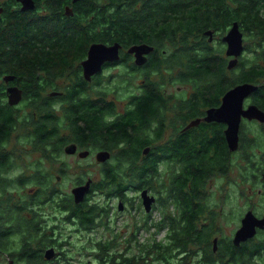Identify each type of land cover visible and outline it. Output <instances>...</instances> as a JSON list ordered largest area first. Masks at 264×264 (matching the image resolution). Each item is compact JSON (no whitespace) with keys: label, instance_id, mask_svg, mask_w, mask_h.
<instances>
[{"label":"trees","instance_id":"trees-1","mask_svg":"<svg viewBox=\"0 0 264 264\" xmlns=\"http://www.w3.org/2000/svg\"><path fill=\"white\" fill-rule=\"evenodd\" d=\"M34 1L38 6L54 12L55 3L50 0ZM59 1L61 17H55V13L51 17L46 15L36 17L26 14L20 18H13L9 30L0 33V54L4 52L0 59L4 61L3 64L7 66L9 72L16 75L18 79H23L22 82L28 83L25 94L58 91L55 83H46L40 88L41 84L35 80L36 77L39 78V74L45 73L46 77H54L58 74L67 83L61 89L65 97L62 102H58L59 105L56 103L52 105L47 100L26 99L29 103L28 105L26 102V110L29 113L35 112L37 121H33L31 114L19 120L15 110L8 109L0 113V175L7 176L16 166L17 154L4 151L6 143L13 134L23 131L15 138L27 140L30 152L39 153L41 158L48 161L56 159L64 153L63 147L68 141L58 137L61 129L64 130L63 128L68 129L72 141H76L82 148L91 147V153L108 149L115 150L114 157L117 161L114 163L116 164L114 167L109 166L107 170H101V172L110 174L109 176H116V170L119 172L134 170L138 173L141 186L147 183L145 178L147 174L156 175L157 151L151 150L143 158L142 165L128 164V162H132L130 160L138 161L142 156L143 149L147 146L150 147L155 141L151 137L150 127L154 121L158 120L157 114L163 108L159 105L161 103L159 93L154 88L156 83L148 84L141 92V96L133 100L132 111L125 112L124 115L107 124V118L115 115L112 104L104 102V94L99 95L96 100L90 101L88 97L90 83L81 75V62L86 59L92 44L109 46L117 42L125 46L123 48L138 43L152 46L153 51L147 55L145 64L141 66H130L129 58L123 56L120 63H124L125 69L129 70V78L125 79L126 75L124 74L120 81L112 82L114 87H117L119 83L126 84V88L131 87L135 80L140 83V78L148 82L150 76H177L182 81L190 80L197 86L196 92L201 94L203 106L216 105L217 99L219 100L225 91H230L237 85L251 83L258 86L252 99L259 108H264V0H80L77 4H72L71 0ZM231 3H235L236 10L233 11ZM65 6L72 8V16L65 14ZM46 12L49 13V11ZM233 21L240 22L245 27L244 30L249 31L253 40L258 44L253 50L254 55H252L251 62L248 63L243 59L237 65V71H231L228 74L224 61L212 60L211 55L207 52L194 50H196V46L205 43L203 33L208 30L219 34L224 33ZM248 44L249 47L252 45ZM163 46L165 52H162ZM166 46L168 50L165 48ZM249 47L246 46V51H249ZM133 67L140 69L141 73L133 72ZM96 75L97 80L94 87L103 83L104 74L100 76L97 73ZM104 80L106 81V79ZM106 83L110 82L106 81ZM194 103L197 104L198 100H194ZM51 108L61 113L62 116L60 118L56 116ZM124 108L129 109L130 107L125 106ZM163 131L164 129H158L152 134L155 133L154 136L161 138ZM184 141L186 144H174L173 148L166 146L159 151L160 157H170L171 155L186 163L184 152L188 149L192 151L193 145L190 146L186 139ZM221 144L222 147H218L216 153L220 159H223L226 149L224 143ZM261 144L260 136L257 139H246L241 134L240 157L248 160L250 150L260 148ZM214 145V143L207 144L205 150L199 151L194 156L196 159L208 157L209 151ZM244 164L248 166L249 162H244ZM122 165H126L125 168ZM181 167L178 169L180 176H175L176 178L173 180L177 195L168 197L165 195L167 191L161 192L163 187L158 188L159 193H163L165 197L159 196L157 199L160 209L157 206L154 207L163 215V221L158 224V227H162L161 232H164L166 244L160 245L156 242L154 246L149 245L148 248L141 246L143 249L136 246L137 254H132L134 255L132 257L126 255L122 261L116 254L117 250L114 246L115 241L119 238L93 240L96 250L94 260L97 264H166L167 256L174 250L172 245L185 249V238L193 235L189 231L193 228L191 222L200 210L194 212V209L190 211L185 208V205L192 204V199L189 198L190 200L187 202L183 198L182 190L188 180H193L192 186L196 190L204 176H186L184 172H181ZM199 168L206 171L209 169V165L202 164ZM204 170L203 172H205ZM255 171L260 173V168ZM168 172L170 173V170ZM32 173L33 176L40 175L36 179L38 189L34 192L32 202H41L46 197L54 198L53 190H51L54 188L47 178L52 176L53 172L44 174L37 169ZM241 176H244L248 183L252 182L247 178L249 173L246 170L244 174L241 172ZM113 179L114 182L117 181L116 177ZM1 180L5 179L0 176V191L4 189L3 183H5ZM8 185L20 190L25 187V182L16 178ZM164 187L167 188L168 185ZM49 190L51 194L46 196V192ZM118 197L123 201L128 199V196ZM172 199L181 209H177V215L170 224L167 210L172 205ZM65 202L64 208L71 207L68 201ZM73 212L79 226L91 233L98 227V219L102 218V223L104 219L109 218L111 209L99 208L96 203L90 205L88 209L78 207ZM166 222L169 225H166ZM102 225L108 228L105 223ZM170 230L171 236L168 238ZM13 231L17 232L14 237L11 232L0 233L1 241L4 240L2 237L12 238L10 245L0 243V250L8 252L9 258L14 263L50 264L30 249L27 243V238H30L28 228L22 226L19 231L14 228ZM25 235L27 237H24ZM168 239H172V243ZM12 246L15 247V252L12 250Z\"/></svg>","mask_w":264,"mask_h":264},{"label":"flooded vegetation","instance_id":"flooded-vegetation-1","mask_svg":"<svg viewBox=\"0 0 264 264\" xmlns=\"http://www.w3.org/2000/svg\"><path fill=\"white\" fill-rule=\"evenodd\" d=\"M22 1L27 0H0V33H4L9 30L13 18H20L26 14L32 16L34 15L36 17H42L44 15H46L47 17H51L52 14L55 13V17H61L59 0H50V2L55 3L54 12L48 8H43L40 5L38 6L34 0H28L32 2V7L23 11V5L21 3ZM79 1L80 0L73 2V0H71V3L77 4ZM231 6L233 11L236 10L235 3H231ZM46 11H49V13H47ZM64 12L67 16L73 15L72 8L70 6H65ZM234 22L238 24L239 31L242 34L243 50L241 54L236 58L237 63L233 68L237 67V65L243 59L247 60L245 54V36L247 39H252V53H254L253 50L257 47L258 43L257 41L253 40L251 33L249 31L246 32L244 30L245 27H243V25H241L240 22L237 21L231 22V25L225 30L224 33L219 34L213 30L207 31L210 32V35H207V32L203 33L202 36L203 38L205 37V39L203 40L205 43L196 46V50L194 51L207 52V54L211 55L210 58L212 60L217 59L219 61H224L226 64V69L228 71L232 70L233 68H228V63L231 60H234L235 57L226 56L227 44L223 42V38L227 35L232 26V23ZM140 45L146 44H131L127 45L126 48H123L125 46L119 45V59L114 62H103L101 64L98 74L100 76L104 74L103 78L106 79L107 82H110L106 83V81L102 78L103 82L106 83V92L103 93L104 102L112 104L115 112L114 116H110L107 118L106 123L108 124L112 122L115 118L124 115L125 112L132 111L133 100L141 96V92L148 84L156 83V86L154 88L159 93V97L161 100V103L159 105L163 108L157 114L158 120L154 121V124L152 126L150 125L151 137L154 138L155 141H153L150 147L147 146L143 149L142 156L138 161L130 160L132 162H128V164L142 165L143 158H145V156L150 153L151 150L157 151L158 154L155 165L157 166V168L159 167V169L164 170L163 173L158 174L157 172L156 175L147 174L145 177L147 179V183L143 184L144 186L140 185L138 173H136L134 170L130 172H124L122 170L121 172H119L116 170L117 172H119L115 173L116 176H109L110 174H105L104 172H101V170H107L109 166H112V164L117 161L114 157L115 150L108 149L106 151H94L91 153V147L88 146L87 149L82 148L76 141H72L71 135H69V132L67 131L68 129L63 128L64 130L61 129L58 136L59 138L66 139L68 141V143H66V145L63 147V150L74 145L77 151L72 156H78L79 152H81L82 150H87V159L90 160L92 158V160L94 159L96 161V164H93L91 162L89 165L97 166L99 172L95 176H91L93 177V179L87 177V180L84 183L79 181L81 183L74 187L76 188L79 186H83L86 182L89 181L88 193L84 196L83 200L80 203L76 204L71 195L62 194L59 188L54 185V187L58 190H53V192L59 194L58 197L60 198V200L64 199L63 201H61V203H59V200H55L54 198L49 199V197L42 199L41 202L39 201L38 203H33L32 201L34 199L33 196L35 195V190H30L28 191V193H25L24 188L20 190L11 188L8 185V179L10 178L11 173H9L7 176L1 174L0 176L5 179V183H3L4 189L0 191V233L6 234L7 232H11L13 234L12 237H14L17 232H14L13 228L19 231L22 226H25L26 228H28V236H30V238H27V243L29 244L30 249L32 251H35L39 257H43V260L45 262H49L50 264H60V262L57 261L60 258L59 251H61L60 247H62V244H64L66 240L62 239L60 233L58 234V229L55 227L59 220L58 217L64 215L62 218L63 222L65 221L69 224H77L79 226V222L76 219L77 217L73 214V211H75V209H78V207L81 209H88L90 205L96 204L95 202H92L95 196H104L106 197V199L103 200V203H106L104 209H111V211L113 212L115 211V209L117 211L121 209V214L125 213V216L123 218L127 217L129 222H131L130 232L125 238H121L120 235L115 236V238H119V240H116L118 241V246L115 247V250H117L116 254L118 255L119 259L123 261L126 255H130V257L134 256L129 253L131 247H133L134 245L140 247L138 241L136 242L135 239V231L138 227L137 224L140 223V220H137V216L133 217L131 215H128L126 213L127 209L124 206L128 205V203L131 204L136 201V207H138L136 208L137 213H143L144 217L150 219L149 213L150 211L155 209V202L154 204L151 203L148 206L149 212H146L142 197H153L155 199L154 196L156 194L151 195V191H155L152 188V185H155L157 188L163 187L161 192H163L164 188H166L164 186L168 185L165 195L168 197L173 195L176 196V187L174 186L173 180L174 178H176L175 176H180V172L178 169L182 166L181 172H184L186 176H204L196 190H194L192 186L193 180L186 181V185L182 190L183 198L186 199L187 202L192 199V204L185 205V208L187 210L189 209L190 211L191 209H194V212L195 210L200 211L199 214L191 222L193 228H191L189 231H191V234L193 235L187 236L185 238V249L176 248L174 247V245H172L171 247H173L174 250L167 256L166 264H264V222H262L259 227L255 226L254 234L249 239L240 242L238 245H235L233 242L235 233L241 227L242 219L247 212L250 211L258 220L264 219V122L259 123L256 120L247 121L245 119H242L238 133V148L236 151H230L225 138V130L227 129V126L224 123L217 122L215 120H206V118L209 116V112L211 110L217 109L221 105L222 98L228 91L222 93V95L219 97V100L217 99L216 105L202 106V96L201 94H198L196 92L197 86L193 84L192 81H182V79L180 77L178 78L177 76H150L148 78V82H146L145 79L140 78V83L135 80L134 85L131 87L126 88V84L119 83L117 88H113L114 86L112 82L114 80L120 81L124 74L126 75L125 79L129 78V70L125 69L124 63H120L123 56L129 58L130 66H141L145 64L147 55H149L153 51V48L152 46L146 45L148 47H151L152 51L142 55L138 59L139 62L137 64V57L135 56V53L131 52L130 50L133 47H138ZM109 46H112V44ZM165 48L168 50L167 46ZM169 49H171V47H169ZM165 51L166 50L163 46L162 52ZM1 55H4V52H2L0 56ZM142 58L144 59V61H142ZM3 62L4 61L0 59V113L8 109L12 111L15 110L18 114V119L20 120L22 119L20 117L22 114L21 106H27V98L47 100L50 101L52 105H54V103H56V105H59L60 103L58 102H62V100L64 99L65 94L61 91L63 87L61 86L62 77L60 75L56 74V76L54 77H46L44 76L45 73H43L39 74V78L36 77L35 79L38 83L41 84L40 88H42V85L46 83L57 84V92L25 94V90H27L26 85L28 83L22 82L23 79L20 80L16 75L9 72L7 66L4 65ZM132 70L137 74L141 73V70L137 69L136 67H133ZM81 73L82 78H84L83 70ZM6 76H12L14 77V80L12 82L5 83L3 79ZM96 77L97 75L94 74L89 78V80H86L85 78L84 79L94 87V83L97 80ZM10 87H16L17 89L22 91V100L16 106H10L8 104L7 89ZM252 95L244 99L242 103L244 110L250 105H255L256 107H258L252 99ZM98 96L88 90V97L90 101L96 100ZM196 99L198 100L197 104L194 103V100ZM51 100H53L54 102ZM125 106H128L130 108L125 109ZM258 109H260L264 113V108L261 109L258 107ZM53 112L60 118L61 113L59 114V112L55 110H53ZM30 114L33 117V121L38 120L37 114H35V112L29 113L27 116H29ZM248 126H258L259 130L256 128L257 131L251 132V134L250 131L245 130ZM158 129H164L161 138H157L156 136H154L155 133L152 134L153 132H157ZM61 134L67 135L61 136ZM241 134L246 139H257V137L259 136L262 139L260 148L250 150V152L248 153V160L242 159L240 157L239 145L241 141ZM12 138L13 135L10 137L9 141ZM185 139L189 141L190 146L193 145L192 151L188 149L186 152H184V157H186L187 159L186 163L180 161L179 159L177 160V157H173L171 155L170 157H160V150L166 148V146H170L171 148H173L174 144L185 143ZM222 142L224 143L226 150L223 159H220V156L216 153V149L218 147H222ZM213 143L215 145L211 147L208 157H199L198 159H196V156H194L196 153L205 150L207 144ZM99 152L109 153V157L105 162L97 161V155L99 154ZM238 159L242 161L243 164L244 162H249V165L245 166L244 169L249 173V176H247V178L252 180V182H249L251 184H248L244 176H241L245 184L249 185L248 188H235V184L231 183L230 180H227L226 178L227 175L231 172L237 173L236 162ZM221 163L223 164V166ZM202 164L209 165V169L206 171L203 169L205 171L203 172V170L199 168V166ZM257 164H259L260 166H258ZM258 168H260V173H257L255 171ZM168 170H170V173L168 172ZM177 170L178 172H176ZM15 177L18 178V176ZM60 177L62 178L63 176H56L55 180L59 181ZM113 177L117 178L116 182H114ZM155 179H158L157 182L151 184L150 181ZM1 181L3 182V180ZM223 181L225 182V184H223ZM27 186L28 184L25 183V187ZM18 191H21L20 197H18L15 193ZM161 192L160 195H164L163 193L161 194ZM50 194V190L49 192H46V196H49ZM118 196H128V199L123 201L120 200ZM11 197L13 202L10 201ZM110 197H114V200L110 201ZM195 197L197 198L194 199ZM65 201H68V203L71 204V207L64 208L63 205L66 204ZM114 201H116V204H113ZM171 204L172 205L169 207L170 211L168 212L170 224L177 215V209H181L177 205V203H175L174 199L171 200ZM238 207L239 211L237 214H235L234 210ZM57 213L61 214L57 215ZM109 216L112 215L109 214ZM159 216H161V214ZM223 222H231L233 224L231 230L227 232L228 234L223 232V228L220 225ZM168 236V238H170L171 230L169 231ZM24 237L27 236L25 235ZM2 238H4V240H0V243L10 245L12 238ZM168 241L172 243V239H168ZM208 246L210 248H207ZM48 250L52 251L50 253V256L52 257L49 260L45 258V253ZM8 254L9 253L5 251L2 252V250H0V256L4 257V259L7 260L6 264H17L9 258ZM146 261H148V259H146ZM150 263H152V261H150Z\"/></svg>","mask_w":264,"mask_h":264},{"label":"rangeland","instance_id":"rangeland-1","mask_svg":"<svg viewBox=\"0 0 264 264\" xmlns=\"http://www.w3.org/2000/svg\"><path fill=\"white\" fill-rule=\"evenodd\" d=\"M244 42H245V46H248V47H249L248 43L252 44L251 39L250 38L247 39L246 36H245ZM112 45H120V44L117 42H114ZM250 47H249V51H246L245 53L248 63L251 62V59H252L251 55H254V53L251 52L252 45ZM231 71H237V67L233 68L230 71L226 69V72L228 74H230ZM66 84H67L66 80L62 78L61 86L64 87V85ZM105 84L106 83L103 82L101 84H98L99 86H96L95 88L93 87V85H90L89 91H91L96 96L103 94L106 92ZM117 87H113V88H117ZM21 108H22L21 109L22 114L20 117L23 119L24 116L29 114V111L26 110V106H23V107L21 106ZM60 117H61V114H60ZM256 128L259 130L258 126L256 127L248 126L245 130L250 131L251 133V132H256L257 131ZM22 132L23 131L16 132L15 134H13V138L5 145L4 151L10 154L11 152H15L17 154L16 155V166L10 174L11 176L8 179V183L13 182L16 179L15 176H18V179L24 180V182L28 184L27 187H24L25 193H28V191L30 190L33 191V190L38 189L36 185V179L37 177H40V175L33 176V173H32L34 170H37V169L39 171H42L44 174L53 172L51 173L52 176L47 177L50 180V185L54 188L51 190H58L54 187L55 185L57 188H59L62 194L64 195L68 194L71 196H72L71 191L76 185H78L81 182L84 183L87 180V177L93 179V177L91 176H95L99 172V169L97 166L89 165L91 162L93 164H96V161L94 159L92 160V158L90 160L87 158L80 159L77 155L68 156L63 153L61 156H59L56 159L46 161L44 158L40 157L39 153L30 152V146L27 140L15 138V136L20 135ZM66 135L67 134H61V136H66ZM84 151H87V150H84ZM99 154H103L105 155V157H109V153L107 152H99ZM114 165L115 164L113 163L112 167H114ZM125 166L126 165H122V167L124 168ZM236 167H237V173L236 172L229 173L226 177L227 180L229 179L231 183L235 184V188H248L249 186L248 184H251V183L245 184V182L243 181L241 177V172L242 174H244V171H245L244 169L245 164H243V162L238 159L236 162ZM62 168L64 169L65 172L63 171ZM163 171L164 170L159 169V167L157 168L158 174H162ZM62 175L63 177L62 178L60 177L59 181L55 180L56 176H62ZM157 180L158 179L151 180L150 183L154 184L157 182ZM3 182H5V180H3ZM223 184H225L224 181H223ZM152 188L155 191H151V195L156 194L154 196L155 199L152 197L154 199L152 203L154 204L155 202L154 206L155 207L157 206L160 209V207L157 204V199L159 198V196H163V197L165 196L160 195L159 189L155 185H152ZM164 190L167 191V188H164ZM15 193L17 194L18 197H20L21 191H18ZM58 196L59 194H57L56 192H53L54 199L59 200V203H61V201H63L64 199L60 200ZM110 198H111L110 201L114 200V197H110ZM104 199H106V197L104 196H100V197L95 196L92 202L97 203L99 208H102V207L104 208L106 205L105 203L104 206H102ZM10 201L13 202L12 197ZM113 204H116V201H114ZM124 207L127 209L126 213L128 215H131L133 217L137 216L138 217L137 220L138 219L140 220V223L137 224L138 227L135 231V239H136V242L138 241V244L140 245L141 249H143L144 247L148 248L149 245L154 246L156 242L160 243V245L166 244L164 232H161L162 227H158V224H161V222L163 221V215L161 212H159L156 209L150 211L149 213L150 219H148L143 216V213L141 214L137 213L136 208L138 207H136V201H134L131 204L128 203V205ZM239 207L234 210L235 214L238 213ZM120 210L121 209L117 211L115 209L114 212L113 211H111V213L109 212V214H111L112 216H109L108 218L109 220L104 219L102 223H101L102 218L98 219L97 226L99 228L98 227L95 228V230L91 233L88 230L81 229L77 224L72 225L65 221L63 222L62 218L64 215H61V217H58L59 220L55 227L58 229V234L60 233L62 239H65L66 242L62 244V247H60V250H61L59 251L60 258L57 261H59L60 264H97L96 261L94 260L96 250H95L94 244L92 243L93 240L94 241L106 240L108 238H113L116 235H120L121 238H125L130 232L131 222H129L127 217L123 218L125 216V213L121 214L122 211ZM169 211L170 209L167 210V213ZM159 213L161 214V216H159L160 215ZM58 214H61V213H57V215ZM168 221H169V218H168ZM103 223H105L108 228H105L102 225ZM166 225H169V224L166 222ZM220 225L223 228V232H225L226 234H228L227 232H229L231 228L233 227V224L231 222H228V223L223 222ZM114 246H118V241L115 242ZM12 250H14L15 252L14 246H12ZM137 250L138 248L134 245L133 247H131V250L129 253L137 254ZM6 263H7V260L4 259V257L0 256V264H6Z\"/></svg>","mask_w":264,"mask_h":264},{"label":"water","instance_id":"water-1","mask_svg":"<svg viewBox=\"0 0 264 264\" xmlns=\"http://www.w3.org/2000/svg\"><path fill=\"white\" fill-rule=\"evenodd\" d=\"M76 1L78 0H73V2ZM21 3L23 5V11L32 7L31 1L27 0L22 1ZM207 35H210V32H207ZM223 42L227 44L226 56L235 57L234 60H231L228 63V68L231 69L236 65V58L241 54L243 50L242 34L240 33L238 24L236 22L232 23L229 32L223 38ZM118 48L119 45H91L87 53L86 59L81 62L84 78L88 80L92 75L97 74L99 72V67L103 62L117 61L119 59ZM130 51L135 53V56L137 57L136 62L138 64V59L142 55L152 51V48L146 45H140L138 47H133ZM142 61H144L143 58ZM13 80L14 77L12 76H6L3 79L5 83L12 82ZM257 89V86L248 83L237 85L236 87L225 93L222 98L221 105L217 109L211 110V113L209 112V116L206 118L207 121L215 120L217 122L224 123L227 126V129L225 130V138L230 151H236L238 148V133L242 119H245L247 121L256 120L259 123L264 122V113L255 105H250L245 110L243 109V100L246 97L252 95L254 92H256ZM7 94L8 104L10 106H16L22 100V91L17 89L16 87L8 88ZM75 152L76 147L74 145L64 149V153L66 155H74ZM78 157L80 159H85L88 157V152H79ZM107 158L108 157H105V155L103 154L97 155V161L100 162H105ZM88 191L89 181L86 182L83 186L73 188L71 194L73 196L74 202L76 204L80 203L83 200L84 196L88 193ZM142 199L145 211L149 212L148 206L154 201V199H147L145 197H142ZM262 222H264V219L258 220L250 211L247 212L242 219L241 227L235 233L233 239L234 244L238 245L240 242H243L252 237L254 234L255 226L259 227ZM51 252V250L46 251L45 258L47 260L52 257L50 256Z\"/></svg>","mask_w":264,"mask_h":264},{"label":"bare ground","instance_id":"bare-ground-1","mask_svg":"<svg viewBox=\"0 0 264 264\" xmlns=\"http://www.w3.org/2000/svg\"><path fill=\"white\" fill-rule=\"evenodd\" d=\"M100 67H101V65H100ZM100 67H99V69H100ZM89 80V79H88ZM78 204V203H77Z\"/></svg>","mask_w":264,"mask_h":264},{"label":"clouds","instance_id":"clouds-1","mask_svg":"<svg viewBox=\"0 0 264 264\" xmlns=\"http://www.w3.org/2000/svg\"><path fill=\"white\" fill-rule=\"evenodd\" d=\"M73 197V196H72Z\"/></svg>","mask_w":264,"mask_h":264}]
</instances>
